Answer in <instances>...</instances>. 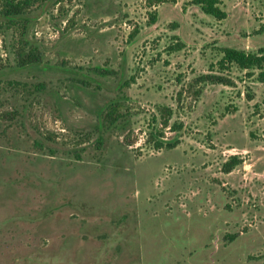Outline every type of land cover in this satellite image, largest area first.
<instances>
[{
    "label": "rangeland",
    "instance_id": "374dc122",
    "mask_svg": "<svg viewBox=\"0 0 264 264\" xmlns=\"http://www.w3.org/2000/svg\"><path fill=\"white\" fill-rule=\"evenodd\" d=\"M220 1L222 21L189 0L0 15V264H264V82L217 64L264 48V0Z\"/></svg>",
    "mask_w": 264,
    "mask_h": 264
},
{
    "label": "trees",
    "instance_id": "16d2710c",
    "mask_svg": "<svg viewBox=\"0 0 264 264\" xmlns=\"http://www.w3.org/2000/svg\"><path fill=\"white\" fill-rule=\"evenodd\" d=\"M2 13L0 15L6 24L19 23L24 18L26 12L37 4L40 0H3ZM176 3V0H145L147 8L158 7L165 3ZM189 5L196 6L199 10L216 21H222L227 18V13L222 9V2L220 0H189ZM157 21V12L149 13L148 23L150 25L155 24ZM264 31V26L260 28V32ZM132 37V36H131ZM184 48V44L176 42L170 46L169 51L174 52ZM220 53V60L217 62L220 69H225L228 66H236L240 70H256L259 72L257 80L264 82V48L257 50L256 52H245L243 50L235 48L222 47L218 49ZM23 57V56H22ZM19 64L29 65L39 63L35 54L29 53L24 58H19ZM198 84H221L229 85L230 82L222 75H203L196 79ZM16 85H20L18 82H14ZM200 90L195 91V96H199ZM109 107L106 119L110 118L112 109ZM160 122L165 128L168 125L169 118L171 116V110L169 108H161ZM171 147V146H170ZM163 148L162 144H156V149ZM242 164V159L238 156H231L221 167V171L224 174H229L235 167ZM234 239V236L231 237Z\"/></svg>",
    "mask_w": 264,
    "mask_h": 264
}]
</instances>
